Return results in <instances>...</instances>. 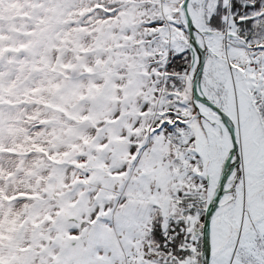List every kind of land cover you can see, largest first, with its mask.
Listing matches in <instances>:
<instances>
[{"label": "rangeland", "instance_id": "1", "mask_svg": "<svg viewBox=\"0 0 264 264\" xmlns=\"http://www.w3.org/2000/svg\"><path fill=\"white\" fill-rule=\"evenodd\" d=\"M19 1L10 0L16 13L21 10ZM48 1L45 0V3ZM111 2L54 0L56 10L63 15L67 10L78 9L76 25H91L95 21L105 25H98L95 29L100 31L101 41H90V37H85L88 34L86 31L77 30V40L84 45L88 39L86 44L90 50L77 51L78 57L75 59L70 60L67 54L61 53L53 60L51 52L56 43L53 39L48 40L51 50L44 60L50 66L49 70L52 71L51 66L66 62L68 66L63 74L69 71L67 78L57 76L54 79L52 87L55 99L46 108L50 111L49 115L58 118V121L51 117L44 128H40L39 123L44 120L39 112L42 104L34 102L38 98L33 93L28 94L27 85L13 86L24 78V74H17L15 69L0 68L5 72L4 79L0 81L1 116L13 113L22 116L27 111L29 115L38 111L36 115L39 116H28L25 126L0 122L2 192V186L9 177L13 178L10 182L14 185L12 189L17 186L16 189L24 190L22 181L24 178L31 180L28 167L34 166L28 156L21 152L16 158L9 153L18 150L30 155L31 150L42 148L47 154V161L50 160L49 163L36 165L32 172L35 181L32 182L38 183L39 190L36 192L40 199L33 206L35 215L20 221V224L36 231L38 242L46 243L49 240V251L48 244H42L40 252L34 250L28 255L19 251L11 255L14 260L38 259L41 264H141L143 260V264H154L144 260L145 246L152 243L147 238L150 216L154 205L165 211L170 203L167 194L172 187L171 178H162L157 191L158 174L163 165L173 158L169 153L175 152V147L170 148L161 136L149 138L152 132L151 109L142 110L145 100L153 102L151 81L147 74L150 61L141 44L145 20L139 18L145 8L150 9V0ZM25 4L35 6L36 2L26 0ZM116 6L126 9L123 16L119 19L122 12L117 15L118 19L115 16L106 20L108 11L111 13ZM38 7L41 8L36 5ZM53 29L49 28L48 36L61 34ZM10 40L0 53V64L16 52L17 42L13 38ZM126 40H129V44L123 45L126 50L124 59L118 57L117 48L121 46V41ZM135 41L139 43V48L132 43ZM98 44L108 52L96 53L94 50ZM124 60L128 61V68L121 71L119 65L122 66ZM38 77L34 73L31 83L36 84ZM13 87V90L10 89ZM58 107L66 109L68 113L56 111ZM124 153L122 163L115 165V160ZM14 159L18 161L14 162ZM63 162L70 165L62 167ZM12 163L18 169L13 172L12 167L10 173L3 176ZM22 174L26 175L21 177ZM212 183L214 186L215 177ZM80 185L82 188L79 189ZM204 199L206 201L208 197ZM25 204L22 203V207ZM0 207V211L9 214L17 205L9 202ZM141 208L144 209L137 217ZM236 213L238 217V205ZM8 227L4 225L5 229ZM44 228L50 230L48 232L53 236L40 233Z\"/></svg>", "mask_w": 264, "mask_h": 264}, {"label": "snow or ice", "instance_id": "2", "mask_svg": "<svg viewBox=\"0 0 264 264\" xmlns=\"http://www.w3.org/2000/svg\"><path fill=\"white\" fill-rule=\"evenodd\" d=\"M149 7L141 44L153 102L142 110L151 109L149 138L175 152L170 203L151 223L144 260L264 264V0Z\"/></svg>", "mask_w": 264, "mask_h": 264}, {"label": "trees", "instance_id": "3", "mask_svg": "<svg viewBox=\"0 0 264 264\" xmlns=\"http://www.w3.org/2000/svg\"><path fill=\"white\" fill-rule=\"evenodd\" d=\"M24 1L26 2V0H20L18 2L20 3L19 7H21V10L20 13H16V9L11 7L10 5V0H0V53H2V51L4 50L3 48L10 43V38H13L14 42H17V46L15 47L16 52L13 54L12 57L3 59V62H1L0 64V68H7L10 71L12 69H15L17 74H24V78H22L19 83L13 84V86L15 87L17 85H27L26 89L28 90V94L31 95L33 93V95H36L38 100H34V102H37L40 105L42 104L40 107L38 105V107L40 110L39 112L43 115L42 117H44V120H42L43 122H40L39 125H41L40 128H44L45 122L51 117H53L49 115L48 112L50 111H47L46 108L50 104V101L55 99V93L53 92L52 87L54 79L57 76H59V78H67L69 75V71L63 74L64 70L68 66L66 62L64 64L62 63L63 65L55 63L57 66H51L52 71L49 70L50 66H48L44 60V57L48 55V51L51 50L48 46V40L53 39V41L56 43V47L51 52L52 57L54 56L53 60L57 59V56L59 57L61 53L67 54V58H69L70 60L75 59L78 57L77 51L90 50L89 45L86 44L88 42V39L84 42V45L77 40V30L82 29L79 31H86L88 34H86L85 37H90V41L97 39L101 41V33L99 30L98 32L95 29H97L98 25L99 27H104L105 25L99 24L96 21L92 22L91 25H76L78 20L75 18L78 16V9L67 10V13L63 15L56 10L54 0H49L47 3H45V0H34L36 2L35 6L31 4L28 6L26 4L24 5ZM111 1V3H114V1L117 0ZM105 2L109 3L108 1ZM36 5H40L41 8H36ZM122 5L124 4H121L120 6ZM121 8H118L116 6L115 8H113V10H111V13H109V10L108 17L106 18V20H108L110 17L112 18L115 16L116 19H118L117 15L123 12L122 15L119 16L120 19L123 16L124 11L126 10H123V8ZM153 11H155V9L145 8L142 14L139 15V18L147 21L152 18L151 13ZM96 16H98V13L96 14ZM71 22L72 24H70ZM73 24L76 26H72ZM64 26L68 27V29L65 30ZM49 28H55L53 29V31L61 32V34L57 33L55 36L50 37L47 35V31L49 30ZM132 41L134 40L132 39ZM132 43L139 48L138 42L135 41ZM128 44L129 40L121 41V46L117 48L119 52L118 57L124 58V55H126V50L123 45L127 46ZM81 45H83L84 47H81ZM94 51L96 53L101 51L102 53L108 52L104 50V48H101V44H98V46L95 47ZM124 61L125 62L124 64H122V66L119 65V69L121 71H123V69L128 68V61ZM34 73H37V75H39V77L35 80V83L37 82L36 84H32V81H30V79L34 76ZM4 75L5 72L0 70V81L4 79ZM91 83H89V86L91 85ZM14 87L10 89L13 90ZM56 111L68 113L66 109H62L60 107H58ZM37 112L38 111H36L35 114L34 112H32L30 115L39 118V116L36 115ZM30 115L28 111L25 112L22 116H18L17 114L15 115L14 113L7 116L6 114H2V116L0 114V122L2 123V121H4L6 123L10 122L12 124L21 123V125L23 124L25 126L27 125V120H29V118L27 117H31ZM53 119L57 120L58 118L53 117ZM125 135L126 137L130 138L127 133H125ZM13 152L14 153H9L12 158H16L18 154H20L18 152H21L25 156H28V160L34 166L28 167L31 172V180L27 181L24 178V180L22 181L24 190L16 189L18 188L17 186L12 189L14 185H11L10 182L13 178L10 177L6 179L8 181H5L4 185L2 186L3 192L0 187V205H5L9 202H13L14 205H17V207L12 210V213L5 214L4 210L0 211V264H41L38 259H27L29 261H22V259L14 260L11 255L19 251H24L28 255H30L31 252L34 250L40 252V247L42 244H48L49 251V240H47L48 243H43L40 240L38 242L39 235L35 233L36 231L25 227L24 224H20V221L22 220L23 222L25 218L33 217L35 215V210L33 206L35 205L36 200L40 199L36 192L39 190L38 183H33L35 181H33L34 176L32 175V172L34 171L36 165H40L41 163L45 162L49 163L50 160L47 161V154L44 153V150L42 148H38L35 151L31 150V152L29 153L30 155L18 150H14ZM172 159H170L167 163L163 165L158 174L159 189V182L162 178H171V173L169 172L168 166L171 164ZM14 160V162L18 161V159ZM65 165H70V163L63 162V165L61 166L65 167ZM12 167H14L13 172L18 169L14 163L13 165H11L10 169L8 168L9 170L6 171L3 176H6V174L10 173L9 171L12 170ZM24 175L26 174H22L21 177H24ZM0 178L3 179V177ZM5 192L8 193L7 196L4 195ZM22 203L27 204L22 207ZM158 212H163V210L159 206L154 207V210L150 216V227L152 221L156 218ZM5 224L9 225L8 229L4 228ZM46 229L44 228L43 230H40V233L48 235V237H52L53 234H50L48 232L50 230Z\"/></svg>", "mask_w": 264, "mask_h": 264}, {"label": "crops", "instance_id": "4", "mask_svg": "<svg viewBox=\"0 0 264 264\" xmlns=\"http://www.w3.org/2000/svg\"><path fill=\"white\" fill-rule=\"evenodd\" d=\"M125 155H126V153H124L120 158L118 157V158L115 160L114 164L117 165V166H119V165L122 163L123 159L125 158ZM154 185H155V181H154ZM154 185H153V188H154ZM147 186H148V184H147ZM80 188H82V185H80L79 189H80ZM143 189H144V187H143ZM146 202H147V201H146ZM146 202H145V205H147ZM143 209H144V208H141V209L137 212V217H139L138 215L141 213V210H143ZM129 256H130V255H129Z\"/></svg>", "mask_w": 264, "mask_h": 264}, {"label": "built area", "instance_id": "5", "mask_svg": "<svg viewBox=\"0 0 264 264\" xmlns=\"http://www.w3.org/2000/svg\"><path fill=\"white\" fill-rule=\"evenodd\" d=\"M129 264V263H128Z\"/></svg>", "mask_w": 264, "mask_h": 264}]
</instances>
